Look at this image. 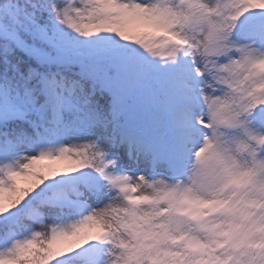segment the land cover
Returning <instances> with one entry per match:
<instances>
[{
    "label": "snow or ice",
    "instance_id": "1",
    "mask_svg": "<svg viewBox=\"0 0 264 264\" xmlns=\"http://www.w3.org/2000/svg\"><path fill=\"white\" fill-rule=\"evenodd\" d=\"M0 264H264V0H0Z\"/></svg>",
    "mask_w": 264,
    "mask_h": 264
},
{
    "label": "trees",
    "instance_id": "2",
    "mask_svg": "<svg viewBox=\"0 0 264 264\" xmlns=\"http://www.w3.org/2000/svg\"><path fill=\"white\" fill-rule=\"evenodd\" d=\"M41 163H47L46 161H43V162H41Z\"/></svg>",
    "mask_w": 264,
    "mask_h": 264
}]
</instances>
